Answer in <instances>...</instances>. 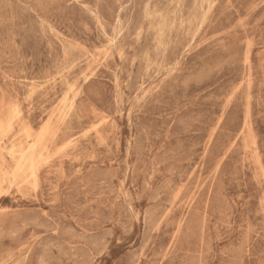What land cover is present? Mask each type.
Listing matches in <instances>:
<instances>
[{
	"label": "rangeland",
	"instance_id": "1",
	"mask_svg": "<svg viewBox=\"0 0 264 264\" xmlns=\"http://www.w3.org/2000/svg\"><path fill=\"white\" fill-rule=\"evenodd\" d=\"M0 264H264V0H0Z\"/></svg>",
	"mask_w": 264,
	"mask_h": 264
},
{
	"label": "bare ground",
	"instance_id": "2",
	"mask_svg": "<svg viewBox=\"0 0 264 264\" xmlns=\"http://www.w3.org/2000/svg\"><path fill=\"white\" fill-rule=\"evenodd\" d=\"M42 142L43 138L35 142V144L31 147L30 154H28L29 156L22 154L18 171L29 170L33 177H37L36 163L43 150Z\"/></svg>",
	"mask_w": 264,
	"mask_h": 264
}]
</instances>
